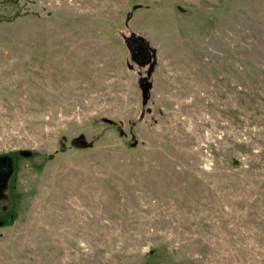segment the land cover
<instances>
[{"label":"rangeland","instance_id":"rangeland-1","mask_svg":"<svg viewBox=\"0 0 264 264\" xmlns=\"http://www.w3.org/2000/svg\"><path fill=\"white\" fill-rule=\"evenodd\" d=\"M5 166L0 264H264V0H0Z\"/></svg>","mask_w":264,"mask_h":264},{"label":"water","instance_id":"water-1","mask_svg":"<svg viewBox=\"0 0 264 264\" xmlns=\"http://www.w3.org/2000/svg\"><path fill=\"white\" fill-rule=\"evenodd\" d=\"M133 54H135V53H133ZM136 54L138 55L136 60L138 61V64H140V66L145 65L150 58L147 51L145 50L144 45L138 46V48L136 50ZM152 71H153V67L151 66L148 70V75H150L152 73ZM140 85H141L142 92H143L144 102H146L148 99L147 94L153 85L147 78H143V80H141V82H140Z\"/></svg>","mask_w":264,"mask_h":264},{"label":"flooded vegetation","instance_id":"flooded-vegetation-1","mask_svg":"<svg viewBox=\"0 0 264 264\" xmlns=\"http://www.w3.org/2000/svg\"><path fill=\"white\" fill-rule=\"evenodd\" d=\"M5 172H8V167L6 166L3 168L0 167V180L2 179V177H4Z\"/></svg>","mask_w":264,"mask_h":264}]
</instances>
